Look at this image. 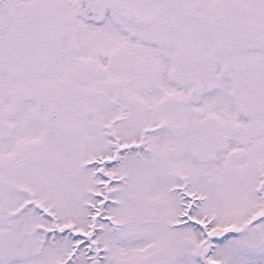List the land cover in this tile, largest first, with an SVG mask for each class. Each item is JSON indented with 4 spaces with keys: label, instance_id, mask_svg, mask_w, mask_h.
Here are the masks:
<instances>
[{
    "label": "snow or ice",
    "instance_id": "6c2138e0",
    "mask_svg": "<svg viewBox=\"0 0 264 264\" xmlns=\"http://www.w3.org/2000/svg\"><path fill=\"white\" fill-rule=\"evenodd\" d=\"M0 264H264V0H0Z\"/></svg>",
    "mask_w": 264,
    "mask_h": 264
}]
</instances>
